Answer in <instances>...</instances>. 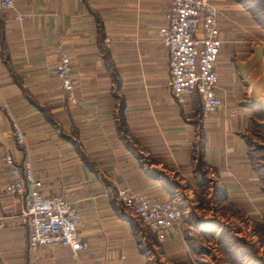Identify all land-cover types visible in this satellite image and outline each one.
Masks as SVG:
<instances>
[{
	"label": "crops",
	"instance_id": "crops-1",
	"mask_svg": "<svg viewBox=\"0 0 264 264\" xmlns=\"http://www.w3.org/2000/svg\"><path fill=\"white\" fill-rule=\"evenodd\" d=\"M212 2L222 105L207 114L197 94L170 91L156 32L169 0H14L0 11V155L26 156L41 191L76 206L85 242L75 256L62 245L30 250L22 198L4 191L10 173L0 160V264H88L120 253L123 264H160V253L196 264L189 242L211 232L212 218L218 229L240 214L253 236L249 227L264 221V25L248 0ZM56 45L69 55L73 100L52 70ZM118 188L177 197L176 224L162 240L150 231L161 251Z\"/></svg>",
	"mask_w": 264,
	"mask_h": 264
},
{
	"label": "built area",
	"instance_id": "built-area-1",
	"mask_svg": "<svg viewBox=\"0 0 264 264\" xmlns=\"http://www.w3.org/2000/svg\"><path fill=\"white\" fill-rule=\"evenodd\" d=\"M13 1L0 0V11L12 8ZM217 13L212 0H169L164 21L156 29L168 53V84L172 95L181 99L197 94L202 114L216 111L222 105L215 67L222 42L216 24ZM55 52L52 70L60 79L67 99L73 100L69 55L61 45L55 46ZM14 138L17 143H24L19 130L14 131ZM0 160L10 173L3 184L4 191L22 198L28 225L27 247L35 250L41 245H62L75 256L85 246L77 234L79 212L76 206L60 194L42 192L41 181L34 176L26 156L16 161L6 151L0 155ZM116 193L122 207L158 240L164 238L181 215L176 196L160 200L128 188H118ZM2 225L0 217V228ZM119 257H124V253ZM120 259L88 264H123Z\"/></svg>",
	"mask_w": 264,
	"mask_h": 264
},
{
	"label": "rangeland",
	"instance_id": "rangeland-1",
	"mask_svg": "<svg viewBox=\"0 0 264 264\" xmlns=\"http://www.w3.org/2000/svg\"><path fill=\"white\" fill-rule=\"evenodd\" d=\"M244 217L243 214L237 215L234 219H223L222 225L220 228H215L218 224L215 221V218H212L213 225L210 228V233L207 234H198L194 237V241H188L189 244L193 245V249L196 251L195 257L191 260L196 264H264V244L260 241L258 235V228L256 225L252 228L249 227L247 230V234H253V236L249 238H245L246 235V223L245 220L242 219ZM241 218V220H240ZM137 227V225H136ZM137 230L141 233V235L146 236L149 240H154L155 245L158 246V251H161V247L157 240L153 238V235L150 231L145 229L143 226L137 227ZM217 231V232H216ZM202 235V236H201ZM219 237H223V240L227 243V246H223L222 241ZM249 239V241H248ZM240 243H243L239 245ZM246 244H252L255 249V254L258 255L260 261L253 262L255 260L252 259V254L249 253L250 250H247L248 247ZM231 246V247H230ZM234 251L235 255L234 259H231V255L229 252L231 249ZM247 253H241L242 251ZM241 250V251H240ZM237 251H240L236 253ZM237 259V260H236ZM253 260V261H252ZM160 264H171L168 262V258L165 255L159 254ZM199 261V263H198Z\"/></svg>",
	"mask_w": 264,
	"mask_h": 264
},
{
	"label": "trees",
	"instance_id": "trees-1",
	"mask_svg": "<svg viewBox=\"0 0 264 264\" xmlns=\"http://www.w3.org/2000/svg\"><path fill=\"white\" fill-rule=\"evenodd\" d=\"M249 2H252L253 5L255 6L256 9H254L256 15H257V19L258 21L264 25V0H248ZM253 8V6H251ZM199 138L201 139L202 136L200 135ZM201 141V140H200ZM256 227L258 228V235H259V238H260V241L264 244V221L260 222V223H256ZM220 240L222 241L223 240V237H219ZM222 244L223 246H227V243L224 241H222ZM243 243H240L239 245H241ZM246 246L248 247L247 250H250L249 253L252 254V259L255 260L253 262H256V261H260L259 260V257L258 255H256L254 252H255V249L253 248L254 246L252 244H246ZM231 247V246H230ZM231 249V248H230ZM242 250V249H241ZM240 250V251H241ZM239 251V252H240ZM241 253H247L245 251H241ZM229 254L231 255V259H234L232 256L236 257L237 256L235 255L234 251L231 249V251L229 252ZM235 260V259H234ZM237 260V259H236Z\"/></svg>",
	"mask_w": 264,
	"mask_h": 264
}]
</instances>
